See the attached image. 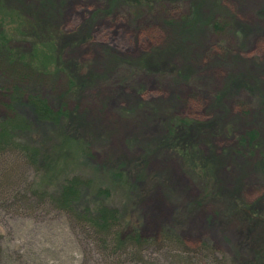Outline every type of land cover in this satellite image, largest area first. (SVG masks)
Here are the masks:
<instances>
[{"label":"rangeland","instance_id":"374dc122","mask_svg":"<svg viewBox=\"0 0 264 264\" xmlns=\"http://www.w3.org/2000/svg\"><path fill=\"white\" fill-rule=\"evenodd\" d=\"M23 1L49 12L57 28L81 40L66 49L61 61L84 64L82 72L98 78L77 103L88 123L89 155L68 140L63 149L49 150L38 173L24 169L20 178L53 193L65 178L79 175L107 188V204L120 210L132 195L111 182L108 159L136 158L162 133L165 119L176 115L217 126L201 138V148L219 156L216 172L222 187L237 188L246 202L260 196L264 186L257 181L256 153L236 139L253 129L264 141L259 100L264 91V0ZM3 11L9 17L6 7ZM40 45L38 60L51 64L55 46ZM230 77L246 78L248 87L237 82L219 98ZM41 95L50 102L54 97L48 88ZM7 102L0 90V116ZM14 108L53 144L58 132L37 121L26 101ZM227 124L230 130H221ZM149 158V180L137 199L142 235L156 237L168 230L191 250L207 243L217 256L231 259L237 242L234 222L218 217L217 201L196 204L203 180L186 173L172 150H157ZM90 189H82L80 201H93ZM11 197L0 201V264H107L65 213L45 201L17 207ZM190 203L195 206L187 213L184 207ZM145 255L158 264H176L160 248Z\"/></svg>","mask_w":264,"mask_h":264},{"label":"trees","instance_id":"16d2710c","mask_svg":"<svg viewBox=\"0 0 264 264\" xmlns=\"http://www.w3.org/2000/svg\"><path fill=\"white\" fill-rule=\"evenodd\" d=\"M27 4L23 0H0V90L8 97L7 112L0 116V201H8L12 196L11 201H18L17 207L27 201L48 202L65 213L95 243L107 264H158L145 255L151 248L164 250L176 264H264V190L252 202H246L237 188L222 187L216 172L219 156L214 150L201 148V138L216 131L217 126L211 122L169 115L162 133L150 140L136 158L108 159L111 182L120 188L126 187L132 195L128 206L120 210L107 204V188L79 175L65 178L53 193L38 190L32 179L20 178L24 169L38 173L49 150L63 149L68 140L82 145L81 153L89 155L88 123L77 103L82 92L98 78L89 70L82 72L84 64L64 58L61 61L66 49L81 40L57 28L49 12L44 14ZM2 7L9 10V17ZM189 32L190 29L185 31ZM42 43L55 46L51 64L38 60ZM237 82L248 87L246 78L230 77L218 97ZM42 88L51 89L54 96L51 102L41 95ZM259 93V100L264 104V91ZM22 100L32 107L37 121L45 127L49 124L53 128L50 132H58L52 145L15 110L14 104ZM227 125H221V130H230ZM257 138L258 132L251 129L236 140L249 153H256L257 181L264 186V141ZM157 150L176 152L183 170L194 179L203 180L199 182L201 194L196 204L217 201L218 217L234 222L237 242L231 259L217 256L207 243L191 250L177 234L168 230L163 229L156 237L142 235L136 215L137 199L149 180V157ZM83 188H91L93 201H80ZM194 206V203L187 204L184 210L190 213Z\"/></svg>","mask_w":264,"mask_h":264}]
</instances>
